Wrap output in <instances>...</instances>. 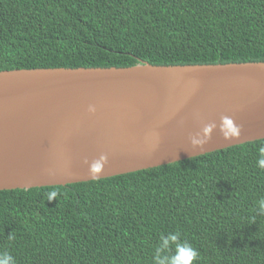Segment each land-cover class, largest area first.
Segmentation results:
<instances>
[{
  "label": "trees",
  "instance_id": "trees-1",
  "mask_svg": "<svg viewBox=\"0 0 264 264\" xmlns=\"http://www.w3.org/2000/svg\"><path fill=\"white\" fill-rule=\"evenodd\" d=\"M141 61H264V0H0V70ZM259 144L0 190V251L17 264H152L159 236L178 231L200 254L194 264H264ZM52 189L61 195L48 202Z\"/></svg>",
  "mask_w": 264,
  "mask_h": 264
},
{
  "label": "water",
  "instance_id": "water-1",
  "mask_svg": "<svg viewBox=\"0 0 264 264\" xmlns=\"http://www.w3.org/2000/svg\"><path fill=\"white\" fill-rule=\"evenodd\" d=\"M225 115L240 137L217 127L193 148ZM263 138L264 61L0 70V190L92 180L84 161L101 154L105 178Z\"/></svg>",
  "mask_w": 264,
  "mask_h": 264
},
{
  "label": "clouds",
  "instance_id": "clouds-1",
  "mask_svg": "<svg viewBox=\"0 0 264 264\" xmlns=\"http://www.w3.org/2000/svg\"><path fill=\"white\" fill-rule=\"evenodd\" d=\"M87 111L90 114H95L97 108L95 105L90 104ZM219 127V132L226 141L238 139L241 135V126L230 116H222L219 121V126L215 122L205 124L200 133L190 137V142L193 148L203 147L211 139V135L215 129ZM157 139L155 135L146 137V142L152 143ZM257 151V168L264 170V144H259L256 147ZM84 163L88 164L89 174L92 179H98L104 172L105 166L108 164V156L101 154L98 158L92 160L90 163L85 160ZM50 175L55 173L50 172ZM61 195L59 190L52 189L46 193L47 201L51 202L53 199ZM259 207V214L264 215V197L257 201ZM9 240L14 239L10 233ZM200 254L192 244L182 239L181 233L178 231H171L162 233L155 246L152 255V264H194L198 261ZM0 264H17V259L8 251H0Z\"/></svg>",
  "mask_w": 264,
  "mask_h": 264
}]
</instances>
